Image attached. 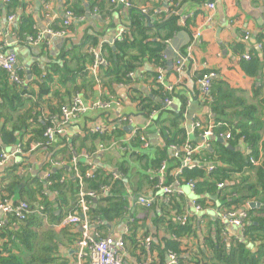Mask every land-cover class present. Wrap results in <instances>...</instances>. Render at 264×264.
Instances as JSON below:
<instances>
[{
    "label": "crops",
    "instance_id": "0c3cea01",
    "mask_svg": "<svg viewBox=\"0 0 264 264\" xmlns=\"http://www.w3.org/2000/svg\"><path fill=\"white\" fill-rule=\"evenodd\" d=\"M19 1L25 4V9H18L16 15H13L14 19L9 22V16L5 14L6 3L4 0H0V46L4 45L6 51L16 53L18 63L23 68L24 84L28 76L27 72L30 73L32 80L34 78L30 70L32 67H36L42 75L49 73L47 83L50 96L46 99L50 102H53L51 100L53 95H62L66 90L71 92L75 86L83 85L88 88L90 77L85 78L84 73L89 75L90 62L95 56L103 60V48H113L118 33L121 30H126L131 22L129 16L131 9L123 7L114 9L107 0H79L85 9V14L80 17V20L71 22L72 25L69 27L66 36L48 39L41 45L34 47L28 45L27 41L18 42L15 30L20 13L31 15L34 21L33 31L36 36L59 17L63 0ZM71 1L76 5L77 0ZM127 1L133 5V9H146L144 15H149V17L144 18L143 21L149 29L153 27L155 17L150 15L148 11L157 8L156 13L166 12V2L161 4L162 0ZM96 2L101 3L104 10H99L97 7L88 10V5ZM209 2H214L213 10L206 7ZM94 9H96L95 13L93 12ZM179 14L181 17H185V24L186 21H189L186 24L188 32H183L188 35L189 42L183 45L181 52H179L186 55L188 54L187 48L191 47L190 58L178 76L179 78L174 73L173 65L171 67L166 65V68L156 67L147 58H143V63L132 73L129 84L121 83L105 87L99 82L93 86L94 90L92 91L88 88L87 90L82 89L78 94L76 93L86 105L98 100H116L119 105L105 110L87 111L73 121L65 133L68 139L70 137L82 138L86 132L88 133L89 130L96 127L101 130H110L111 127L115 126L124 130L121 139H128L135 133L138 134L140 140L142 139L147 144L144 146L141 141L140 146L129 145L128 149L123 151L119 147L113 146L112 143L100 145L96 141L94 143L97 146L96 152L92 156L93 158H90L97 169H106L113 176V180L119 181L122 191L121 197L125 201V212L121 217L111 218V221H102L100 228L95 227L94 230H99L98 232L103 237L109 236L113 239L125 237V259L128 264H140L144 261L147 262V260H151L150 264H170L167 255H164L163 263L156 261L155 256L158 255L156 252L150 253L152 248L150 251L144 249L146 251L144 254L140 249V241L145 237H150L153 244H160L163 247V242L175 239L169 230V226L177 224V218L187 213L189 215L187 225L191 227L193 235L180 240L182 252L179 256L181 258H188L189 254L186 251L190 250L194 254L197 251L210 252L209 246L215 245L218 238L224 243L226 251H229L234 243L246 244L249 253L256 251L259 246V242L252 238H245L236 227H227L226 235H221L219 231L220 215L218 213H220L219 210L221 212L225 210L220 209L217 204L215 206L210 204L204 208L203 213L196 212L192 206V201H198L199 198L186 184L179 189L181 194L171 197L170 201L163 195H157L150 210H145L134 203L136 195L153 196L151 182L153 173L151 171L156 169L153 167L159 158L160 150L164 146L158 126L155 124L161 115V111L167 110L171 114H176L183 107L184 122L182 126L186 131L188 141L193 142L196 147L211 150L208 143L211 138L203 145L200 134L196 135L197 129H194V124L197 122L201 125L213 123L210 104L203 98L197 83L199 79L209 73H214L216 76L214 79L217 82L237 91L238 95L243 97L248 104H257L264 98V51L258 47L257 42L259 36H264V0H187ZM48 16L52 19H49ZM245 33L249 35L247 40L244 39ZM26 38L28 37L26 36ZM251 53H254L259 62L262 63V67L254 75L247 73L242 68V65L248 62V60L243 59V56L246 54L250 56ZM174 58L175 54L172 64ZM165 61L167 63V58ZM151 73H156V78L151 77ZM160 74L162 79L158 80ZM169 86L174 87L172 104L165 107L164 100L159 98L158 88L165 89ZM254 91L255 94L253 95ZM141 98L148 99L147 103L151 105L160 106L153 118H150L152 111H141L139 107V99ZM124 118L130 119L131 124L122 122ZM171 118H173L172 115L164 114L161 120L166 121ZM223 140L225 141V139ZM57 141L56 139L54 143L57 144ZM76 144L78 146L79 142ZM17 148H19V144L8 148L7 151L13 154ZM233 149L244 153L249 152L248 147L241 141ZM4 151L7 152L6 149ZM168 153L173 159V151L170 150V147H168ZM49 157L42 151L36 150L29 153L27 162H23L25 163L23 171L20 173L28 180L29 184L35 180L42 183L44 188L41 193L42 200L43 197L46 198L44 204L53 214L67 216L72 207L64 209L62 204L59 205L57 202L56 195L47 191L45 184H43L47 181L48 174L60 168L54 167L52 160H48ZM20 159L22 161V157H18L17 161ZM49 162L51 167L47 169L46 164ZM58 163L63 165V172L68 171L63 161ZM173 164L168 162V172L174 168L175 165ZM10 166H12V160L0 168V175ZM63 177L66 178L67 176L63 175ZM36 188L35 185L31 189L26 187L24 188L25 192L20 196L23 200L30 202L27 195L30 194V191L34 193ZM20 196L19 194L14 196L15 202H19ZM38 203V207L45 206L40 201ZM251 203L257 205L250 207V203L248 204V209L254 211L253 214L249 215V219L255 221L260 218L264 219V213L260 211L262 203L259 201ZM15 228L18 227L15 226ZM64 228L69 230L70 235H59L60 240L57 245L56 256L65 264H87V261H82L77 257L76 242L80 236L79 227H60L44 221L41 231L52 229L60 234ZM4 241H6L5 237L0 236V247ZM175 250L174 254L177 252L176 247Z\"/></svg>",
    "mask_w": 264,
    "mask_h": 264
},
{
    "label": "trees",
    "instance_id": "16d2710c",
    "mask_svg": "<svg viewBox=\"0 0 264 264\" xmlns=\"http://www.w3.org/2000/svg\"><path fill=\"white\" fill-rule=\"evenodd\" d=\"M107 1L110 2L111 0ZM186 1L162 0L161 4L166 2L167 12L156 13L157 8L148 11L150 15L155 17L151 29L147 28L143 21L149 15H144L140 10L133 9L131 4L132 8L129 15L131 22L126 28L122 40H116L113 48L104 47L102 50L105 65H100L96 77L90 73V76L84 73L85 78L90 77L88 88L91 91L94 90L93 86L99 82L105 87L113 84H129L131 78L128 75L140 67L143 58H147L156 67L166 68L168 64L163 59V55L167 50V43L170 44L177 34L187 31L186 24L189 21H186V24L184 23L182 26L180 24L181 15L179 14ZM94 7L104 10L103 5L97 2L90 3L88 10H93ZM18 9L24 10L25 4L19 0H10L6 3L5 14L6 16L16 15ZM65 11H71L76 17H82L85 14V9L79 0H77L76 5L71 0H63L61 14L48 25L49 29L52 31L64 29ZM33 26L34 21L31 15L21 12L15 30L19 43L26 42V36H35ZM257 42L260 49L262 48L264 51V36H259ZM90 63L92 64L93 61ZM260 67H262V63L259 62L254 53H251L248 62L242 65L244 71L253 75ZM30 70L34 76L33 80L27 87H18L10 83L8 74L0 69V152L5 149L7 151L8 148L16 144H19L22 152V161L8 167L0 175V200L17 203L14 200L15 195H22L26 187L31 189L33 185L37 186L34 193L29 190L30 194L27 197L30 202L23 200L21 196L19 200L27 203L32 213L28 214L23 221L12 216L9 218V225L0 228V236L6 239L0 247V264H65L56 256V249H58L57 245L60 240L59 235H70L69 230L64 228L58 234L52 229L41 231V227L44 221L51 225H58L66 215L56 216L53 214L44 204L46 198L43 197L42 200L41 193L44 191L42 183L35 180L29 184L19 170L23 169L29 153L36 150L48 154L50 156L48 160H52V162L63 161L68 171L63 172L64 167L57 168V171L49 174L47 181L43 184H45L47 191L56 195L59 205L62 204L64 209L72 207L70 209L72 212L78 208L79 191V183L74 177V169L71 165L72 155L81 157L76 167L83 175L88 165L82 157L86 155L93 158L97 148L94 143L98 141L100 145H108L119 141L124 135V130L115 127L113 130H100L99 133L86 132L82 138L70 137V139L65 135H59L57 144L48 143L44 137L46 128L59 120L60 110L64 105L69 104L71 99L78 96L77 94L82 89L87 90L88 88L83 85L75 86L71 92L66 90L62 95H53L51 97L53 102H50L46 99L50 96L47 83L49 73L42 75L36 67H32ZM21 75L24 73L22 72ZM150 76L156 78V73H151ZM158 94L161 100L168 97L166 90L161 87L158 88ZM210 97L212 98V102L209 103L210 112L214 125H217L213 129L215 136L210 139L211 141L208 140L211 150L201 148L193 156V159L202 164L214 163L216 169L210 174L206 173L205 167L192 170L185 169L182 175L183 182L189 180L193 182L194 192L199 198L198 203L203 208L210 204H214V206L217 204L220 209L231 211L244 209L248 207L249 203L259 201L262 203L260 211L264 213V98L257 104H248L243 97L238 95L237 91L217 82L215 79L211 83ZM147 101L148 99H139L141 111L151 112L154 109H160V106L151 105ZM183 111V107L176 114H171L167 110L161 111L160 117L155 121L164 146L160 150L159 158L153 168H158L162 161L167 160H170L167 162L174 163L173 165H179L178 160L180 159H172L169 156L168 147L175 146L182 150L186 143L196 147L193 142L188 141L186 131L182 126L184 122ZM164 114L172 115L173 118L162 121L161 117ZM202 131L203 129H197L195 134H201ZM226 134H230V138L225 139V144L219 142V139H223L219 135L225 136ZM239 141L248 147V153L233 149ZM76 142H79L78 146ZM141 143L138 135L129 141V145L133 146H140ZM35 144L40 145L32 150V146ZM227 145L232 149L227 148ZM179 155H183L182 151ZM251 159L256 160L258 165L252 166ZM50 167L49 162L46 164V168L49 169ZM63 175L67 177L65 178ZM112 177L106 169L95 168L93 177L83 179L85 189L93 191L97 195L96 200L91 201L92 204L87 213V219L92 224L100 222V224L95 225L96 228H100L102 221H111V218L121 217L125 212V201L121 197V185ZM168 180H171L169 175ZM151 182L153 185L154 180L152 179ZM219 183H224L223 188H217ZM106 185L111 188L110 193L104 196L101 194V190ZM38 200L45 205L43 215L33 212L39 206ZM213 200L215 201L213 202ZM253 212L248 209L244 232L245 238H252L259 242L258 249L252 253L248 252L244 243H234L231 245V249L226 251L224 243L218 238L215 245L209 246L210 252L197 251L194 254L190 250L186 251L189 254L188 258H181L179 256L182 252L180 240L192 236L193 231L189 225L178 223L169 226V230L175 239L166 240L162 243L163 247L160 244L151 243L150 253L156 252L158 256H155L156 259H154L161 261V263H163L164 255H167L169 251L174 253L176 247L178 255L175 254L179 264H264V219L260 218L256 221L249 219V215ZM15 226L18 228L16 229ZM98 231L96 230L98 237H103ZM140 249L144 254L146 253L142 247Z\"/></svg>",
    "mask_w": 264,
    "mask_h": 264
},
{
    "label": "built area",
    "instance_id": "2783aa9c",
    "mask_svg": "<svg viewBox=\"0 0 264 264\" xmlns=\"http://www.w3.org/2000/svg\"><path fill=\"white\" fill-rule=\"evenodd\" d=\"M10 0H4L5 3H8ZM49 1V0H47ZM111 6H113L114 9H118L120 7H123L125 9H131L132 5L127 0H111L110 1ZM206 7L209 10H213L215 5L214 2H209L206 4ZM47 8V7H46ZM141 13L145 14L146 9L141 8ZM96 12V9L93 11ZM167 12V10H166ZM49 19H52L50 16H48ZM14 19L13 15H10L8 17V21L11 22ZM80 17H76L71 11H65L64 13V21L63 26L64 29H61L59 31H52L51 29L47 27L44 28L43 31L38 33L34 37H28L26 38V41L28 45H32L34 47L41 45L44 41L48 39H54L59 37H65L69 27L71 25V22L73 20H80ZM185 23V17L180 18V24ZM125 34V30H121L118 33L117 41L122 40L123 36ZM248 33H245L244 39H248ZM169 47V42L167 43ZM4 45L0 46V69L5 71L8 74V78L10 83L22 87L24 86V76L21 75L23 72L22 66L18 63L17 55L14 51H6L4 50ZM260 48V46H258ZM190 51L191 47L187 48L188 54H182L180 52L175 53V58L173 62V69L174 73L178 76L182 72V70L185 67L186 62L190 58ZM166 54L163 55V59H166ZM244 60H249V55L243 56ZM100 65H105V62L103 60H100L99 57L95 56L93 63L90 66V74L93 77H96ZM130 78L132 77V73L128 75ZM214 73H209L206 76L202 77L197 81L201 94L203 98L208 102H212V98L210 97V91H211V83L212 80L215 78ZM162 79V75L160 74L158 76V80ZM168 97L164 99L163 103L165 107H169L172 104V94L174 92V87L169 86L165 88ZM119 102L116 100H108V101H95L90 104H85L81 97L74 96L70 103L67 105H64L60 110V117L59 120L55 124H52L51 126L47 127L44 132V137L47 139L48 143H54L59 135H65L66 129L68 126L73 123L76 119H78L82 114L86 113L89 110H97V109H110L112 106H118ZM158 111L154 110L151 112V117L157 113ZM122 122L126 124H131V120L124 118ZM217 127V125H214V123H208L205 126H202L200 123L194 124V129H203L201 134L199 135L202 139L203 145L206 144V142L215 136L213 129ZM115 126L111 127L110 130H113ZM100 128L96 127L92 130H89L90 133H99ZM138 134L133 133L128 139H121L119 141L112 142L113 146L119 147L121 150H127L129 147V141L131 138L135 137ZM219 137H223V139L228 140L230 138V134H226L225 136L219 135ZM142 141V139H141ZM143 142V141H142ZM205 143V144H204ZM40 144H35L32 146V150L39 147ZM144 146H147L146 142H143ZM199 148L201 147H193L191 144L186 143L182 150L176 148L175 146H171L170 150L173 151V157L178 160L180 163L179 165H175L174 168L171 169L170 172H168V162L162 161L158 168L153 169L151 172L153 173V180L154 183L152 185V191L153 196L148 197L144 195H136L134 198V203L141 208L145 210L152 209L154 203H155V197L157 195H163L166 197L169 201L170 198L175 195H180L181 187L183 185H188L193 191H194V184L192 181L183 182V172L185 169L192 170L195 168H201L205 167L206 173L210 174L213 173L216 169V164L214 163H208V164H202L196 160L193 159V156L198 152ZM180 151H182L183 155H179ZM18 157H22V152L20 148H17L16 151L13 154H10L8 152L2 151L0 152V168L4 167L7 163H9L10 160H12V165L19 164L21 162V159L17 161ZM80 156H77L75 154L72 155L71 159V165L74 169V177L78 180L79 183V191H78V200H77V206L78 208L73 210L71 213H69L67 216H65L60 223L57 226L60 227H72L77 226L80 229V236L76 242V248H77V257L82 261H87V264H128L125 259V253H126V246L124 237H120L118 239H113L112 237H98V233H96L95 225L100 224V222H97L96 224H92L87 219V213L88 209L92 204V200L95 201L97 198V195L93 191H88L85 189L84 186V178H91L93 177V172L95 170V165L92 161H90V157L84 156L82 158L85 159L87 162V170L82 175L79 170L76 167V164L78 160L80 159ZM54 167H62L63 165L58 162H52ZM250 163L252 166L258 165V162L256 160L251 159ZM20 172L23 171L21 168L19 170ZM168 175L171 177V180H168ZM49 176V174H48ZM48 178V177H47ZM152 180V179H151ZM184 183V184H183ZM224 183L217 184V188L221 189L223 188ZM110 186H104L101 190V194L104 196H107L110 193ZM192 206L194 210L198 213H203L205 209L198 203V201L193 200ZM44 207L40 206L37 207L33 212H37L39 214L43 215ZM220 213V234L225 236L227 227H236L240 230L241 235H244L245 232V223L248 218V207L244 209L239 210H231V211H224ZM32 213L27 203L19 201L17 203H11L8 200H0V228L7 227L9 225V218L14 216L19 221H23L28 214ZM188 213L182 214L177 218V223L180 225H186L188 221ZM152 239L150 237H145L143 240L140 241V245L143 249L150 251L152 248ZM167 256L170 260V264H179L177 260L176 254L173 252H168ZM151 260H147L140 263V264H150Z\"/></svg>",
    "mask_w": 264,
    "mask_h": 264
},
{
    "label": "water",
    "instance_id": "95a60500",
    "mask_svg": "<svg viewBox=\"0 0 264 264\" xmlns=\"http://www.w3.org/2000/svg\"><path fill=\"white\" fill-rule=\"evenodd\" d=\"M189 42V37L188 35H186V33H181L179 35H177V37H175L171 42H170V47L165 51L166 57H167V64L169 65V67H171L172 61H173V57L174 54L176 52H179L181 47L183 45H186ZM28 76L26 78V82L24 84V87H27L29 82L32 80V77L30 75L29 72H27ZM219 142L225 144L223 139H219ZM227 148L232 149L230 146L227 145ZM8 152V151H7ZM257 204L255 203H250L249 206L253 207L256 206Z\"/></svg>",
    "mask_w": 264,
    "mask_h": 264
}]
</instances>
